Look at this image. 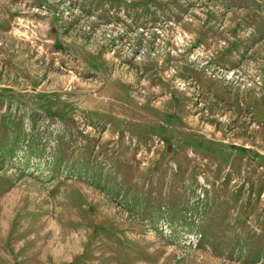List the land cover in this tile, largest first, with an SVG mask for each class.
<instances>
[{"label":"rangeland","instance_id":"obj_1","mask_svg":"<svg viewBox=\"0 0 264 264\" xmlns=\"http://www.w3.org/2000/svg\"><path fill=\"white\" fill-rule=\"evenodd\" d=\"M249 6L0 0V264H264Z\"/></svg>","mask_w":264,"mask_h":264}]
</instances>
